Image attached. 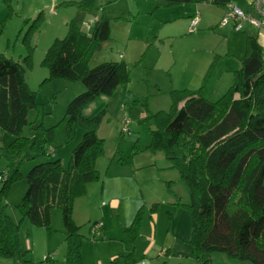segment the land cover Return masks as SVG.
Instances as JSON below:
<instances>
[{
	"label": "rangeland",
	"instance_id": "374dc122",
	"mask_svg": "<svg viewBox=\"0 0 264 264\" xmlns=\"http://www.w3.org/2000/svg\"><path fill=\"white\" fill-rule=\"evenodd\" d=\"M45 1L51 0H0V53L21 63L30 55L24 75L36 92V105L27 110L21 133L29 135L30 122H41L53 130L48 155L31 158L27 153L20 175L10 183L2 201L7 203V224L18 226L14 235L18 251L34 264L51 255L53 264H64L68 247L60 209H51L45 226L30 223L17 206L32 165L59 158L68 167L84 132L77 125L68 126L65 112L70 100L85 88L80 81L51 78L43 64L45 53L56 37L65 36L70 21L89 35L92 25L90 30L84 26L92 17L103 16L110 22V39L88 64L94 67L123 61L128 81L119 84L112 95H99L83 110L86 116L103 109L106 112L97 130L104 140L103 154L96 161L99 178L87 185L86 193L76 198L73 206V220L82 236L81 264H112L114 257L130 251L134 264H197L189 243L191 216L185 207L190 202L189 188L162 149L150 150L151 131L156 129L152 115L170 111L173 89L203 86L204 95L217 100L240 67L245 32L233 29L232 23L220 26L225 10L211 3L66 0L49 7ZM70 1H84L88 7L83 9ZM197 12L200 22L190 31V18ZM245 28L258 30L264 46V30L250 25ZM13 139V135L0 131V145H8ZM122 155L131 157V162L121 163L118 159ZM6 165V160L0 159V173ZM137 215L139 227L132 242L125 228ZM94 222L101 224L99 231L93 232ZM10 262L0 258L1 264ZM209 264L252 263L213 251Z\"/></svg>",
	"mask_w": 264,
	"mask_h": 264
},
{
	"label": "trees",
	"instance_id": "16d2710c",
	"mask_svg": "<svg viewBox=\"0 0 264 264\" xmlns=\"http://www.w3.org/2000/svg\"><path fill=\"white\" fill-rule=\"evenodd\" d=\"M165 1L170 5L211 3L224 9L231 2ZM70 2L83 9L88 7L84 2ZM240 31L246 35L245 53L231 85L217 100L208 99L203 86L173 89L170 111L152 115L156 129L151 131L150 150L162 149L189 188L190 202L185 207L191 216L189 243L197 264H209L213 251L264 264V46L259 42L258 30ZM110 35V22L103 16L94 21L89 35L70 21L65 36L53 40L43 60L51 78L80 81L84 86L65 112L68 126L77 125L84 132L68 167L59 158L32 165L17 207L30 223L45 226L51 209H60L68 247L64 264L82 263V236L73 220V206L75 199L86 193L87 185L99 178L96 161L103 154L104 140L97 130L106 110L93 116H86L83 110L99 95H112L119 84L128 81L123 61L102 62L94 67L88 64ZM29 59L27 55L21 63L0 53V131L14 138L10 144L0 145V159L7 162L0 173V258L12 260L3 264H34L18 251L14 239L18 226L7 224V203L2 201L10 183L20 175L25 155H48L53 138L52 128H45L41 122L28 123V136L21 133L27 123V110L36 105V92L30 89L24 75V64ZM118 160L129 164L131 157L122 155ZM138 219L137 215L125 228L132 242ZM97 224L92 223L91 228L94 230ZM53 261L52 255L45 256L40 264ZM112 264H134L132 251L117 255Z\"/></svg>",
	"mask_w": 264,
	"mask_h": 264
},
{
	"label": "built area",
	"instance_id": "2783aa9c",
	"mask_svg": "<svg viewBox=\"0 0 264 264\" xmlns=\"http://www.w3.org/2000/svg\"><path fill=\"white\" fill-rule=\"evenodd\" d=\"M250 11H244L241 8L229 3L226 5L225 14L221 19L220 26L232 23L233 29L240 31L246 25L264 30V0H253L250 5ZM199 22V15H194L189 21V30L193 31ZM101 226L98 224L94 231Z\"/></svg>",
	"mask_w": 264,
	"mask_h": 264
},
{
	"label": "crops",
	"instance_id": "0c3cea01",
	"mask_svg": "<svg viewBox=\"0 0 264 264\" xmlns=\"http://www.w3.org/2000/svg\"><path fill=\"white\" fill-rule=\"evenodd\" d=\"M231 2V4H233V5H235V6H237V7H239V8H241L242 10H244V11H250L251 9H250V5H251V2L253 1V0H230ZM46 2V4H48L47 6H57V4H60V3H65L66 2V0H51L50 2H48V1H45ZM81 2H84V1H81ZM86 4V3H85ZM221 7V6H220ZM223 8V7H222ZM224 8H223V12H224ZM196 14H198V12L196 13ZM199 15V14H198ZM193 17V16H192ZM191 17V18H192ZM95 18L96 17H92L91 19H90V24H87L86 25V27L84 26V28H85V30H90L91 29V25H92V23L94 22V20H95ZM190 18V19H191ZM199 22H200V16H199ZM198 22V23H199ZM188 26H189V24H188ZM224 27H227V25L226 26H224ZM189 28V27H188ZM259 39V38H258ZM260 42V41H259ZM261 44V43H260ZM262 45V44H261Z\"/></svg>",
	"mask_w": 264,
	"mask_h": 264
}]
</instances>
